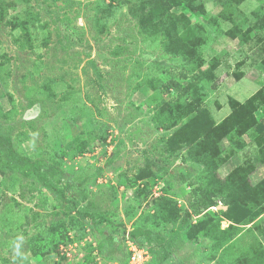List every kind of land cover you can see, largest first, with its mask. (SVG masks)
I'll list each match as a JSON object with an SVG mask.
<instances>
[{
  "label": "rangeland",
  "instance_id": "374dc122",
  "mask_svg": "<svg viewBox=\"0 0 264 264\" xmlns=\"http://www.w3.org/2000/svg\"><path fill=\"white\" fill-rule=\"evenodd\" d=\"M128 5L0 0V129L71 186L0 164V264H84L58 244L102 231L120 247L95 264H126L134 229L148 264H264V0L179 4L170 31ZM259 89V123L224 134L232 99Z\"/></svg>",
  "mask_w": 264,
  "mask_h": 264
},
{
  "label": "trees",
  "instance_id": "16d2710c",
  "mask_svg": "<svg viewBox=\"0 0 264 264\" xmlns=\"http://www.w3.org/2000/svg\"><path fill=\"white\" fill-rule=\"evenodd\" d=\"M137 5H128V8L133 15L138 17L139 19H146L151 18L156 14L155 10H159L162 12L163 18H162V26L163 29L166 31L171 30V26L175 25L178 21V16L172 12L173 8L178 6L179 4L187 5L189 7H192L194 3H196L197 0H136ZM149 7V10L147 9ZM1 15V13H0ZM183 76L185 77L186 74L184 73ZM167 88H175L178 90L179 93L184 94L186 93V87L183 86L179 81L176 80H170L169 83L166 84ZM262 89H259L257 92L252 94L245 102H240L237 99H232V108L233 112L230 114V116L224 120L225 125H227L226 130L224 134H227L233 130H237V133L239 135H245L248 130H250L253 126H256L259 121H255L254 113L258 110L259 101H257L258 96L261 94ZM257 101V102H256ZM256 102V104H255ZM223 123V124H224ZM262 123V122H260ZM258 144H261V142ZM260 154L257 155V159L259 162L264 164V143L260 145ZM0 164L5 170H26L29 169L33 171L36 176L48 187L52 188L57 194H59L63 199H67V194L70 191V182H67L64 187H58L57 182L61 181L64 176V170H62L59 166H57L55 163H41L36 160H33L27 155L20 154L15 146L12 138L5 134L0 129ZM251 166V164H249ZM253 169V168H252ZM250 169V170H252ZM194 182L190 181V185H192ZM200 190V187H196L193 190V194L195 196H198L197 191ZM200 200H203L204 196L200 194ZM226 203L230 204V199H225ZM202 203V202H201ZM204 205V204H199ZM195 212L200 213L198 210H195ZM82 217H88L92 220L93 224H98L101 222H110V219H108L105 216H101L99 214H93L87 211L80 212ZM188 219L184 220L181 224V228H184L187 223ZM70 232H66V234L63 236L64 238L61 240V243L66 242L70 238ZM131 233V236L134 238L137 235L141 233L139 229H134ZM123 247L124 240H125V233L123 234ZM121 240L116 237V235L113 232L108 231H102L100 232V237L98 238V241H96V255L93 254L94 248L89 246L90 250H88V253L92 255V257L87 260H84V264H95L96 263V256L104 253H110L116 248L119 249V245ZM162 241V239H161ZM57 247V253H59V246ZM129 255V254H128ZM64 257V256H63ZM129 260V257H128ZM128 260L126 264L128 263Z\"/></svg>",
  "mask_w": 264,
  "mask_h": 264
},
{
  "label": "built area",
  "instance_id": "2783aa9c",
  "mask_svg": "<svg viewBox=\"0 0 264 264\" xmlns=\"http://www.w3.org/2000/svg\"><path fill=\"white\" fill-rule=\"evenodd\" d=\"M70 238L64 243H61L59 246L60 255L64 256L68 260H80L84 261L88 250L86 249L87 244L91 245L94 248L93 254L96 255V241L90 236L86 235L80 242V245L77 240H73V236L70 232ZM125 248L129 254V260L127 264H148L149 259V248L139 243L135 238L131 237L127 232L125 234L124 240ZM101 256L97 255L96 260H99Z\"/></svg>",
  "mask_w": 264,
  "mask_h": 264
}]
</instances>
